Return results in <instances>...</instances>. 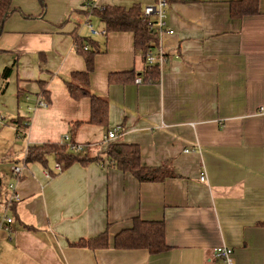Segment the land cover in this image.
Instances as JSON below:
<instances>
[{
    "label": "crops",
    "instance_id": "obj_1",
    "mask_svg": "<svg viewBox=\"0 0 264 264\" xmlns=\"http://www.w3.org/2000/svg\"><path fill=\"white\" fill-rule=\"evenodd\" d=\"M89 1L133 3L11 0L0 34V160L9 161L0 165V208L11 166L25 162L27 145L62 143L65 134L96 152L117 128L112 141L137 144L145 166L169 161L175 176L139 182L96 163L55 172L52 162L48 178L42 164L25 162L20 199L9 210L13 229L0 233V264H217L213 247L220 244L233 248L235 264H264V0L256 14L239 18L230 16L228 2L171 4L167 60L157 82L141 84L109 82L111 73L130 70L143 79L146 64L131 32L90 36L80 27ZM75 35L104 42L89 90L108 102L105 125L88 121V97L75 100L67 91L71 73L85 69ZM5 67L12 68L6 80ZM39 97L47 106L33 108ZM16 117L27 119L24 137ZM134 217L163 221L169 249L115 248L114 235ZM107 227L106 248L70 245Z\"/></svg>",
    "mask_w": 264,
    "mask_h": 264
},
{
    "label": "trees",
    "instance_id": "obj_2",
    "mask_svg": "<svg viewBox=\"0 0 264 264\" xmlns=\"http://www.w3.org/2000/svg\"><path fill=\"white\" fill-rule=\"evenodd\" d=\"M228 3L229 14L233 18L256 14L259 8L258 0H235ZM11 11V0H0V34L3 30V23ZM91 13L92 16L105 26L107 32H131L133 34L134 49L142 57L146 48L151 43L157 41L155 35L152 34L150 28L147 26V21L143 16L142 6L139 2L132 3L129 7L122 5H100L92 9ZM86 45L88 47L84 49ZM74 47L76 52L82 55L85 69L71 73V79L65 83L67 91L70 97L75 100L88 97L90 100V118L88 121L94 124L105 125L108 118V102L105 98L92 94L89 90V76L94 69V56L105 50L104 42L91 37H77L75 35ZM11 69V67L3 69L1 76L4 80L10 75ZM141 74L143 75V80L150 78L151 82H157L159 69L156 66H145ZM136 76L135 71L130 70L111 73L108 80L109 82H126L133 81ZM39 84L42 83L39 82ZM20 92L18 90V93ZM41 95L46 100L47 91L43 90ZM11 121L17 127L20 135L24 137L28 128L27 119L16 117ZM80 124L81 121L72 122L70 132H75V129ZM105 145L104 150L95 152L93 151V146L89 143H85L81 151H70L65 143L58 142L29 144L26 147L25 162H38L45 169H48L52 175L55 172L48 165L49 158L54 163H59L62 170L73 163L81 165L96 163L101 166L113 167L123 172H129L139 182H157L167 177L175 176V172L169 161H164L157 166L143 165L139 146L135 143L110 141ZM70 245L89 249L106 248L109 245L108 227L96 236L79 239L76 242L70 243ZM113 246L120 249L143 248L147 249L151 254L166 251L169 249V246L165 242L164 222L134 217L131 227L124 228L114 235Z\"/></svg>",
    "mask_w": 264,
    "mask_h": 264
},
{
    "label": "built area",
    "instance_id": "obj_3",
    "mask_svg": "<svg viewBox=\"0 0 264 264\" xmlns=\"http://www.w3.org/2000/svg\"><path fill=\"white\" fill-rule=\"evenodd\" d=\"M209 2V3H220V2H230L235 0H148L147 2L140 3L142 6V12L145 20L147 21V26L150 28L152 34L155 35L157 41L151 43L145 50L143 58L146 66L153 67L156 66L160 69L166 62V52L163 44V37L165 35H171L174 33V30L168 24V13L167 8L175 2ZM98 5L95 1H89L85 4V17L84 20L80 23V27H86L88 29V34L90 36L94 35H105L107 33L106 29L95 28L90 20L92 16L91 11ZM87 46H84L86 49ZM143 79L140 76L134 78L135 84H141ZM47 101L37 98L35 101V105L33 108L37 107H46ZM117 138V128L108 130L103 136V142L108 143ZM62 143L67 145L69 150L72 151H81L84 147L82 143H75L70 139L68 134L63 136L61 140ZM188 151V149H185ZM26 155V151H25ZM24 155V156H25ZM25 162L15 163L11 166V177L12 181L7 184V195L4 201L1 204L0 208V233L10 232L13 228V218L9 215V210L11 205L17 201H19L20 196L16 190V184L19 181L24 168ZM55 172H61V165L57 162L54 163ZM44 175L48 178L53 175L48 169H45ZM200 180H205V175H200ZM213 255L217 260V264H235V257L233 248L224 244L217 245L213 247Z\"/></svg>",
    "mask_w": 264,
    "mask_h": 264
},
{
    "label": "rangeland",
    "instance_id": "obj_4",
    "mask_svg": "<svg viewBox=\"0 0 264 264\" xmlns=\"http://www.w3.org/2000/svg\"><path fill=\"white\" fill-rule=\"evenodd\" d=\"M127 1H129V0H127ZM130 1H132L133 3H137V2H139V3H144V2H147L148 0H130ZM98 6H100V5H98ZM167 13H169V9L167 8ZM167 18H169V14H168V17ZM90 20H91V22H92V24H93V26L95 27V28H100V25H99V23L94 19V17L93 16H91L90 17ZM18 140V142H22L23 144H24V139L23 138H20V139H17ZM106 144V143H105ZM93 146V145H92ZM106 146V145H105ZM94 147V146H93ZM95 148V147H94ZM70 151H72V150H70ZM22 156H21V159L23 158V155H24V150H23V152H22V154H21ZM5 159L7 158V156L6 157H4ZM52 159L51 158H49V161H48V165L49 164H52ZM9 163V161H7V160H4V159H2V160H0V165H3V166H6L7 164Z\"/></svg>",
    "mask_w": 264,
    "mask_h": 264
}]
</instances>
